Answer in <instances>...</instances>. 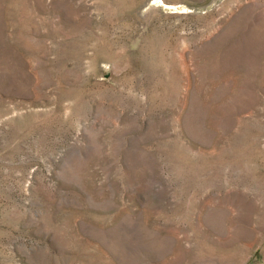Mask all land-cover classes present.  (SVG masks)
Instances as JSON below:
<instances>
[{"label":"rangeland","instance_id":"374dc122","mask_svg":"<svg viewBox=\"0 0 264 264\" xmlns=\"http://www.w3.org/2000/svg\"><path fill=\"white\" fill-rule=\"evenodd\" d=\"M0 264H264V0H0Z\"/></svg>","mask_w":264,"mask_h":264}]
</instances>
